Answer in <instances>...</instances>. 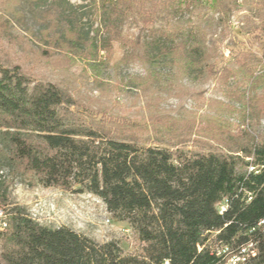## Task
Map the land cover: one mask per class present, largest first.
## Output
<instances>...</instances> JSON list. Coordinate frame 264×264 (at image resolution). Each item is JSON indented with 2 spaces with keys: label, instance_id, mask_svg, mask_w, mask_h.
<instances>
[{
  "label": "trees",
  "instance_id": "1",
  "mask_svg": "<svg viewBox=\"0 0 264 264\" xmlns=\"http://www.w3.org/2000/svg\"><path fill=\"white\" fill-rule=\"evenodd\" d=\"M101 3L106 37L88 38L68 23L61 25L62 16L53 13L39 32L43 45L32 53L53 67L69 69L75 57L90 62L99 52L110 55L113 43L135 47L138 41L121 37L120 19L136 10L144 24H151L158 9V0ZM17 4L0 0V53L13 45L30 50V41L7 19L16 15ZM131 60L152 67L124 80L144 98L146 115L140 122L74 114L67 83L31 82L19 65L7 66L0 59V264H221L206 245L215 232L217 240L234 248L255 244L248 264H264V225L247 234L264 220V136L257 134L264 117V52L259 58L234 59L238 68L233 70L208 63L187 42H150L142 54L130 53L119 63ZM89 62L97 76L98 66ZM160 64L188 78L209 76L222 87L233 80L235 86L224 96L238 105L233 109L245 128L232 130L218 116L196 123L184 105L175 111L161 108L162 97L154 91L168 82L154 68ZM196 124L202 128L195 130L200 137L192 135ZM188 146L206 153L181 150ZM18 178H30L45 189L95 196L117 222L127 223L141 250L124 254L116 242L98 244L67 227L48 228L24 208L5 205L7 189ZM223 201L227 209L219 215L217 205ZM197 244L204 246L199 253Z\"/></svg>",
  "mask_w": 264,
  "mask_h": 264
},
{
  "label": "rangeland",
  "instance_id": "2",
  "mask_svg": "<svg viewBox=\"0 0 264 264\" xmlns=\"http://www.w3.org/2000/svg\"><path fill=\"white\" fill-rule=\"evenodd\" d=\"M17 1L14 6L16 15L7 16V19L30 41V50L12 44L3 49L0 59L7 60V66L19 65L31 82L49 79L67 83L75 103L71 111L83 118L116 115L140 122L145 117L142 93L124 80L143 75L145 69L152 67L138 60L120 64L119 59L130 53L142 54L147 43L154 42L155 46L187 42L194 45L208 63L233 70L238 68L234 59L259 58L264 52V0H175L169 4L166 0H158V9L151 24H144L136 10L120 19L121 37L127 42L138 43L135 47L113 43L110 55L99 52L97 58L90 61L98 66L97 76L89 70V60L84 58L75 57L77 63L69 69L56 68L31 51L43 45L39 43V32L45 26V17L59 13L63 20L61 25L68 23L88 38H104L106 30L101 0ZM102 1L107 3L109 0ZM154 68L162 71L168 82L167 85L156 86L154 91V95L162 97L160 107L164 110L175 111L184 105L186 111L196 116V123L218 116L223 119L221 123H227L232 130L245 128L239 111L233 109L238 105L228 102L224 96L226 89L235 86L233 80L222 87L209 76L194 79L186 77L175 67L160 64ZM199 129L202 128L197 124L192 128L194 137H200L195 132ZM257 134L264 136V117L259 121ZM181 150L206 153L196 146ZM5 177L7 181L9 177ZM4 203L9 207L24 208L42 226L52 229L67 227L98 244L116 242L124 254H138L141 250V244L127 223L117 222L93 195L45 189L35 185L30 178H18L7 189Z\"/></svg>",
  "mask_w": 264,
  "mask_h": 264
},
{
  "label": "bare ground",
  "instance_id": "3",
  "mask_svg": "<svg viewBox=\"0 0 264 264\" xmlns=\"http://www.w3.org/2000/svg\"><path fill=\"white\" fill-rule=\"evenodd\" d=\"M257 225L259 227L264 225V220L260 221ZM255 254L256 245L253 243L235 248L228 245L226 248L218 250L217 253H212L216 259L222 261L221 264H248Z\"/></svg>",
  "mask_w": 264,
  "mask_h": 264
},
{
  "label": "built area",
  "instance_id": "4",
  "mask_svg": "<svg viewBox=\"0 0 264 264\" xmlns=\"http://www.w3.org/2000/svg\"><path fill=\"white\" fill-rule=\"evenodd\" d=\"M253 168H250L249 171H252ZM251 200V195L248 194V198H247V201L249 202ZM217 209H218V214L219 215H222L226 209H227V206H226V201H223L221 203H218L217 205ZM259 225H255V227L249 229L247 231V234L250 233L251 231H254V229H258ZM219 232H215V233H212L211 237L209 238V240L206 242V245L207 247L209 248V254L212 256V253H217L218 250H221V249H224L228 246L227 243H224L220 240H217L215 238V236L218 234ZM204 246L202 245H199L197 244L196 245V249H197V252H201V250L203 249ZM167 264V263H165Z\"/></svg>",
  "mask_w": 264,
  "mask_h": 264
}]
</instances>
